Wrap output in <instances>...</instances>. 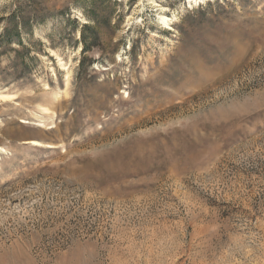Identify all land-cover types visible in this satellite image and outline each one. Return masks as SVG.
<instances>
[{
	"label": "rangeland",
	"instance_id": "1",
	"mask_svg": "<svg viewBox=\"0 0 264 264\" xmlns=\"http://www.w3.org/2000/svg\"><path fill=\"white\" fill-rule=\"evenodd\" d=\"M0 150V264H264V0H0Z\"/></svg>",
	"mask_w": 264,
	"mask_h": 264
},
{
	"label": "bare ground",
	"instance_id": "2",
	"mask_svg": "<svg viewBox=\"0 0 264 264\" xmlns=\"http://www.w3.org/2000/svg\"><path fill=\"white\" fill-rule=\"evenodd\" d=\"M165 25H168V20L164 17L159 18ZM33 145H38L39 143L37 141H31L30 142ZM1 151V150H0Z\"/></svg>",
	"mask_w": 264,
	"mask_h": 264
}]
</instances>
